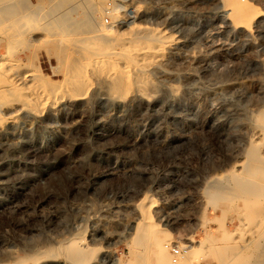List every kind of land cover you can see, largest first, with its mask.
I'll use <instances>...</instances> for the list:
<instances>
[{"label":"rangeland","instance_id":"1","mask_svg":"<svg viewBox=\"0 0 264 264\" xmlns=\"http://www.w3.org/2000/svg\"><path fill=\"white\" fill-rule=\"evenodd\" d=\"M7 1L0 264H69L72 240L87 264H157L158 239L172 263L264 264V0H244L250 28L225 0ZM122 72L125 96L107 87Z\"/></svg>","mask_w":264,"mask_h":264},{"label":"bare ground","instance_id":"2","mask_svg":"<svg viewBox=\"0 0 264 264\" xmlns=\"http://www.w3.org/2000/svg\"><path fill=\"white\" fill-rule=\"evenodd\" d=\"M7 0H0V10H2V9H4V7L6 6V4H7ZM225 3H226V5H228L229 7H231V16H232V18H233V21H234V23L236 24V25H240V26H243V27H249L250 28V25L252 24V22L254 21V19H255V13H254V11H253V9H252V7L246 2V1H244V0H225ZM101 18V17H100ZM255 23V22H254ZM252 26V25H251ZM111 27H113V26H111ZM107 29H108V27H106ZM242 28V27H241ZM111 29V28H110ZM246 29V28H245ZM244 29V30H245ZM248 29V28H247ZM114 30V29H113ZM252 30V29H251ZM100 31V30H99ZM98 32V31H97ZM113 32V31H112ZM115 32V31H114ZM245 32V31H244ZM100 33H102L101 34V36L100 37H106V30H101V32ZM116 34H117V32H115ZM248 33V32H247ZM134 35V34H133ZM139 35V34H138ZM137 35V36H138ZM141 35V34H140ZM159 35V34H158ZM129 36V35H128ZM130 37V36H129ZM146 37V36H145ZM151 37V36H150ZM125 38V37H124ZM131 38V37H130ZM133 38V37H132ZM136 38V37H135ZM139 38H141V37H139ZM143 38V37H142ZM105 39V38H104ZM146 39V38H145ZM148 39V38H147ZM154 39V38H153ZM103 40V39H102ZM106 40V39H105ZM111 40V39H110ZM109 40V43H111V41ZM114 40V39H113ZM131 40V39H130ZM135 40H137V39H135ZM158 40V39H157ZM168 40V39H167ZM101 41V40H100ZM126 41H127V39H126ZM149 41V40H148ZM154 41H156V39H154ZM154 41H150V43L151 42H154ZM119 42H121L120 40H119ZM127 42H129V41H127ZM131 42H132V40H131ZM145 42V41H144ZM166 42V41H165ZM102 43H104V40H103V42ZM124 43V42H123ZM130 43V42H129ZM135 43V42H134ZM147 43V42H146ZM145 43V44H146ZM149 43V44H150ZM161 43V42H160ZM106 44V43H105ZM154 44V43H153ZM166 44V43H165ZM135 45V44H134ZM142 45H144V43L142 44ZM162 45H163V43H162ZM132 46H133V44H132ZM131 46V47H132ZM135 46H138V44H136ZM154 46V45H153ZM165 46V45H164ZM171 46V45H170ZM174 46V45H173ZM142 47V46H141ZM162 47V46H161ZM97 48H98V46H97ZM96 48V49H97ZM112 48H114V47H112ZM138 48V47H137ZM144 48V47H143ZM146 48V47H145ZM144 48V49H145ZM156 48H157V45H156ZM164 48V47H163ZM105 50V49H104ZM128 50V49H127ZM146 50V49H145ZM152 50V49H151ZM155 50V49H154ZM163 50V49H162ZM119 51V50H118ZM118 51H116V52H118ZM139 51H141V49L139 50ZM102 53H103V51H101ZM149 52V51H148ZM89 53V52H88ZM146 53V52H145ZM150 53V52H149ZM106 54V53H105ZM111 54H113V53H111ZM123 54V53H122ZM137 54V53H136ZM135 54V55H136ZM151 54V53H150ZM96 55V54H95ZM108 54H106V56H107ZM143 55V54H142ZM153 55V54H152ZM99 56V55H98ZM100 56H102V55H100ZM123 56V55H122ZM146 57V56H145ZM156 57V56H155ZM120 58V57H119ZM151 58V57H150ZM161 58V57H160ZM164 58V57H163ZM151 59H156V58H151ZM105 60V59H104ZM114 60L115 59H113L112 60V62H114ZM122 60H124V59H122ZM126 60H127V58H126ZM148 60V59H147ZM150 60V59H149ZM163 60V59H162ZM106 62H107V60H105ZM125 61V60H124ZM159 61V60H158ZM167 61V60H166ZM115 62H117V61H115ZM119 62V61H118ZM123 62V61H122ZM129 62V61H128ZM130 62H132V61H130ZM101 63V62H100ZM103 64V63H102ZM105 64V63H104ZM100 65V64H99ZM108 65V64H107ZM154 65V64H153ZM104 66V65H103ZM111 66V65H110ZM131 66V65H130ZM88 67V66H87ZM114 67V66H113ZM125 67V66H124ZM72 68L73 69H75V70H77L76 68H78V65H74L73 64V66H72ZM131 68V67H130ZM137 68V67H136ZM113 69V68H112ZM115 69V68H114ZM129 69V68H128ZM139 69H141V68H139ZM75 70H73V71H71V74H72V76H73V78H72V82H71V84H76L77 83V79L78 78H80V77H78L79 75L77 74V72L75 71ZM117 71V70H116ZM115 71V72H116ZM126 71V70H125ZM140 71V70H139ZM113 72V71H112ZM141 72H143V71H141ZM130 75V74H129ZM68 76V75H67ZM71 76V75H70ZM126 76H125V73L124 72H122V73H119L118 75H115V77L112 79V81H110L109 83H107V87H108V90L111 92V93H115V94H119L120 96H125V94H124V89H126V87H128V84H127V79L125 78ZM131 78V77H130ZM70 79V78H69ZM132 79V78H131ZM131 81V80H130ZM70 82V81H69ZM134 82H135V84H137L138 86H139V88L140 87H144V86H146V85H150V81H148V80H146L145 78H142V77H139V76H135L134 77ZM86 85V84H85ZM92 86V85H91ZM86 88V87H85ZM143 90H145V89H143ZM76 95H77V97H80V96H82L83 94H84V92H82V88H81V86L79 87L78 85H77V89H76ZM82 98V97H81ZM33 104V103H32ZM35 105V104H34ZM28 106V105H27ZM262 112V111H261ZM260 112V118H261V120L264 122V111L261 113ZM259 116V115H258ZM257 120V119H256ZM259 122V121H258ZM261 129V128H260ZM261 131V130H260ZM263 133H264V131H263ZM258 134H259V132H258ZM261 134H262V132H261ZM263 136H264V134H262ZM255 152V151H254ZM255 154H256V152H255ZM254 155V154H253ZM257 156V155H256ZM259 156V155H258ZM257 156V157H258ZM260 157V156H259ZM256 157H254V159H255ZM261 160V159H260ZM262 161V160H261ZM260 161V162H261ZM259 165H261L262 167H258L257 169H260V172H264V162L263 163H261V164H259ZM256 168V167H255ZM254 168V169H255ZM253 169V171L252 172H254L255 173V171L257 170H254ZM259 176V175H258ZM237 179H239V178H237ZM241 179V178H240ZM247 180V179H246ZM237 182V181H236ZM244 182V181H243ZM250 182H252V181H250ZM259 184V183H258ZM239 187V186H238ZM240 188V187H239ZM262 189V188H261ZM246 192V191H245ZM248 193V192H247ZM264 193V192H263ZM251 195V194H250ZM261 199V198H260ZM262 199H264V198H262ZM146 200V199H145ZM224 200H225V198H224ZM230 200V199H229ZM152 203V202H151ZM141 204H144V203H142L141 202ZM140 204V205H141ZM151 206V205H150ZM142 207V206H141ZM141 209V208H140ZM142 209H144V217H143V221H144V218H145V220H147V219H150V216H149V208L148 207H145V206H143L142 207ZM230 209V208H229ZM232 209V208H231ZM223 212V211H222ZM142 213V212H141ZM223 213H225V212H223ZM230 213V212H229ZM150 221V220H149ZM152 221V220H151ZM153 222V221H152ZM140 223V222H139ZM138 223V224H139ZM158 226V225H157ZM137 227H138V225H137ZM156 227L154 228V226H153V224H150V222H145L144 224H141V225H139V228H138V230H140L142 233H143V236L141 237V243L142 244H145V245H147L148 244V242L150 241V239L151 238H154V240H156L157 238H156V235H157V232H156ZM159 230V229H158ZM157 230V231H158ZM139 232V231H138ZM137 234V233H136ZM159 234V233H158ZM137 239V238H136ZM165 239V238H164ZM211 240V239H210ZM78 241V240H77ZM77 241H75V240H72V241H70L69 242V245L68 246H65L64 247V250H65V256L67 257V259H68V261H69V264H87V262L92 258V257H94L95 256V254H96V252L95 251H93V250H89V251H86V250H84V249H82L81 247V245H80V243H78ZM169 241V240H168ZM171 242V241H170ZM155 247H156V249H157V253H154V252H152V254H153V256H154V258H155V261H156V263L157 264H174V263H176V264H178V263H180V262H176L175 260H173V263H172V260L170 259V256H168V252L166 251V249H168L169 247H171L170 246V243H166V241H162V240H156L155 241ZM81 246V247H80ZM148 247V246H147ZM184 248V245H182L181 244V246H180V248ZM149 248V247H148ZM187 248V247H186ZM188 248H191V247H188ZM91 249V248H90ZM185 250V249H184ZM210 250V249H209ZM148 252V251H147ZM151 252V251H150ZM199 251H197V252H193L192 253V257H190V258H188L183 252L182 253H180V254H175V252H174V254L176 255V256H179L180 257V259L181 260H183L185 263H188V264H197L199 261H201V256L199 257L200 259H198V256H199V253H198ZM202 252V251H201ZM52 253V251H50V250H48V251H46V252H44V253H40V255L41 256H43V257H47V256H49L50 254ZM217 253V252H216ZM148 255H149V253H147ZM146 254V255H147ZM186 254H188V253H186ZM191 254V253H190ZM201 254V253H200ZM211 254H212V252H211ZM40 255H37V256H32V259L34 260V261H38L40 258H39V256ZM57 255H58V253H57ZM151 255V254H150ZM149 255V256H150ZM215 255V254H214ZM217 255V254H216ZM56 256V255H55ZM218 256V255H217ZM175 257V256H174ZM145 259H147V258H145ZM174 259V258H173ZM176 259V258H175ZM178 259V258H177ZM22 262V261H21ZM21 262H19V263H16V264H21ZM22 264H24V263H22Z\"/></svg>","mask_w":264,"mask_h":264},{"label":"built area","instance_id":"3","mask_svg":"<svg viewBox=\"0 0 264 264\" xmlns=\"http://www.w3.org/2000/svg\"><path fill=\"white\" fill-rule=\"evenodd\" d=\"M175 254H180L183 252V250L179 249V247H175V250H174Z\"/></svg>","mask_w":264,"mask_h":264}]
</instances>
